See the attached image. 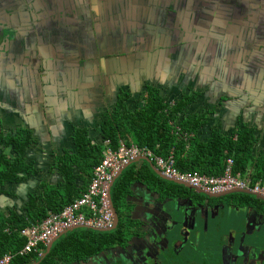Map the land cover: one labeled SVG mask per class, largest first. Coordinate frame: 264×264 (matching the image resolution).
<instances>
[{"label": "flooded vegetation", "instance_id": "flooded-vegetation-1", "mask_svg": "<svg viewBox=\"0 0 264 264\" xmlns=\"http://www.w3.org/2000/svg\"><path fill=\"white\" fill-rule=\"evenodd\" d=\"M108 1L104 7L101 0H0V23L8 28L4 41L0 42L3 74L10 73L11 64L27 68L16 75L32 86L40 98L44 97L45 102H50L52 97L47 93L56 77L51 74V67L55 65L59 70L60 66L63 69L73 66L60 77L65 76L63 85L78 83L74 69L77 62L73 60L80 51L87 53L88 61L94 60L93 69H85L84 73V81L90 87L112 80L133 87L137 76L152 84L158 73L153 75L151 63L155 62L159 71L163 62L160 73L176 77L184 90L203 89L206 97L209 92L203 86L209 85L215 94L213 98H220L216 106L229 99L243 98L242 101H252V106L243 105L246 111L256 109L263 114L264 0ZM95 30L96 38L92 41L90 36ZM7 34L11 36L10 41L5 39ZM89 42L94 47L93 52L88 47ZM165 49L164 53H156ZM149 51H153L152 55ZM54 52L61 55L52 56ZM127 52L130 54L121 56ZM126 56L131 59L125 63L126 58L122 57ZM83 66L89 65L84 63ZM203 75L213 82L202 79ZM56 83L62 86L59 80ZM4 129L0 117V137L6 136ZM5 147L2 145L1 149ZM162 187L178 192L165 194ZM152 189V195L164 209L179 206L194 212L195 225L185 243L181 239L176 249L173 244L165 251H161L163 246L159 245L152 252L155 260H140L134 250L145 246L138 238L140 231L148 228L140 229L141 224L129 218L127 241L103 244L93 255L79 260L69 258L72 261L67 264H264V252L259 260H245L248 247L254 244L244 242L247 247L238 250L239 236L242 239L246 232L253 236L260 235L259 230L262 232L264 201L238 193L209 198L207 195L216 194L201 190L204 194H199L197 189L189 192L161 179ZM125 193L132 204L129 217H139L132 193L129 189ZM226 210H233L230 221L214 224V219L226 218ZM233 219H239L246 228L243 226L244 230L224 235L223 228L230 227ZM211 222L216 233H210ZM262 239L254 243L264 248V237ZM128 241H131L130 246H127ZM224 247H232L234 255L224 253Z\"/></svg>", "mask_w": 264, "mask_h": 264}, {"label": "crops", "instance_id": "crops-1", "mask_svg": "<svg viewBox=\"0 0 264 264\" xmlns=\"http://www.w3.org/2000/svg\"><path fill=\"white\" fill-rule=\"evenodd\" d=\"M95 38L96 30L90 36L92 41ZM86 40L85 37L84 47ZM90 43L88 47L93 52L94 47ZM165 51L167 50L157 51L156 53H164ZM152 52L149 51L150 54ZM15 53L18 54L16 51ZM129 54V52L122 53L121 56ZM59 55L61 54H57L56 52L52 54V56ZM85 55H87L86 52L80 51L79 55L73 60V63L77 62V66L74 69L78 83L72 86L63 85L65 76H60L64 73V70H71L73 66H69L66 69L60 66L59 70L56 69L55 65L51 67V74L56 75V77L47 93V95L52 97L50 102H45L44 97L40 98L32 86L26 85L22 78L16 75V72H23L27 68H19L11 64L10 73L6 72L3 74V68L1 69L0 67V117L4 121V132L7 133L6 136H14L19 130H27L34 138V142L32 143L33 147L27 151L26 158V164L30 166L31 173L27 179L25 178L26 175L22 174L20 177L22 179L18 181V184H6L2 188L3 191L0 193V212L6 215L16 212L20 216H23L26 214L25 208L28 201L34 198L36 199L34 202L38 206L44 207L43 195L46 190L48 193L52 192L53 200L50 203L54 207L62 205L64 202L74 201L80 197L91 181L92 167L86 166L83 159L78 156L77 146L74 144L75 130H84L85 132L87 130V138L93 144L101 145L103 139L101 127L102 118L105 114L116 111L122 92H129L128 107L135 108L145 104V94L150 88L161 89L172 103L186 91L179 84L176 77H172L167 72L160 73L163 70V62L159 66V71L157 64L155 62L151 63L153 75L156 72L158 73L155 80H152L153 78L151 76L152 84H147L141 76H137L133 82V87L120 85L115 80L110 82L102 81L103 83L101 82L98 87H90L86 83V80L84 81V73L86 74L85 69L87 71L93 69L94 60L88 61ZM60 57L62 58L63 56ZM122 58H126L125 63L129 60L128 58L131 59L128 56ZM84 63L89 66L85 68L83 66ZM125 63L123 64L125 65ZM91 73L93 72L91 71ZM202 79L213 82L205 76ZM58 80L62 85L60 87L56 83ZM203 87L208 89L209 94L206 97L204 95L199 97L196 100V104L191 107V110L214 111L220 98L217 100L213 98L215 94H212L213 88L209 85H204ZM59 88L61 89L60 91ZM200 90L204 91L203 89ZM43 95L45 96V92H43ZM242 99H229L218 107L207 118L209 121L201 130V138L208 140L211 137L212 130L215 128L220 129L223 135L230 136L236 132L237 127L241 125L240 123L248 124L247 127L254 130L258 139L254 155L260 158L264 156V111L263 114L260 113V110L256 109L246 111L243 105L248 104V106H252V101L247 102L246 100L242 101ZM122 143L124 142L122 141L120 144ZM0 153L7 158L14 157L12 148H2ZM62 156H68L69 158L76 157V166H69L71 172H73L70 176L73 175L75 177L73 187L68 182L65 174L68 167L64 169L61 167L60 169L58 164L55 163V159ZM248 169L251 170L250 173H252V170L254 171V167L249 166ZM70 176L68 177L69 180H71ZM126 179L131 182L132 186L133 184L136 186L138 182L156 185L159 181L158 176H156L151 166L143 161L132 164L128 170L124 171L119 190H122V188L129 189L123 185ZM187 191L192 192L193 190ZM118 195L119 192H117L116 197ZM252 205L258 207L256 204ZM243 226L238 219L235 224H230L228 228L230 232L235 233V231L241 230ZM254 226L257 227L258 225L255 224ZM244 228H246V225ZM248 230H251L249 226ZM73 231H69V233ZM111 233L114 240L108 242L110 245L124 242L120 230H113ZM239 239L241 243L240 236ZM251 239L252 241H250V238L249 240L244 238V242L248 241L247 244L251 243L257 246L258 244L254 242L262 241L257 236ZM95 248L98 250L99 247ZM46 250L47 247L45 252ZM80 251L78 255L68 256L66 260H69V258L76 260L85 259L88 255L95 253L89 252L86 244L80 246ZM101 253L102 250L99 254Z\"/></svg>", "mask_w": 264, "mask_h": 264}, {"label": "trees", "instance_id": "trees-1", "mask_svg": "<svg viewBox=\"0 0 264 264\" xmlns=\"http://www.w3.org/2000/svg\"><path fill=\"white\" fill-rule=\"evenodd\" d=\"M101 1L104 7L106 2H109ZM127 17L130 19V16ZM203 95L202 90H188L172 103L161 89L150 88L145 94L146 102L143 106L129 108L130 95L122 94L116 111L109 112L102 118L101 145L93 144L87 138V130H75L74 144L77 146L78 156L86 166L92 167L93 172L94 167L103 158L104 141L109 140L114 149L123 141L128 146L135 144L147 147L163 158L173 154L176 167L181 172H198L219 177L225 172L227 160L232 159L235 174L251 175L254 182L264 180V156L257 158L254 155L258 139L254 130L247 127V124L239 125L236 132L230 136L223 135L220 129L215 128L208 140L201 138V130L209 121L207 118L221 106H216L214 111L191 110L196 100ZM33 142L34 138L27 130H19L14 136L0 137V149L5 145L12 148L14 153L13 158H7L0 153V193L6 184H18L22 174L26 175V179L30 175L31 169L26 164V158ZM75 160L76 157L68 156L55 159L60 169L68 167L65 174L72 187L75 177L70 176L73 172L69 166H76ZM249 166L254 167L252 173L248 169ZM69 176L71 180L68 179ZM46 191L43 195L44 207L38 206L34 198L28 201L26 214L23 216L16 212L10 215L0 212V255L13 254L23 248L26 240L21 236V231L25 227L42 221L49 212H61L73 202H64L54 207L50 203L53 200L52 192ZM111 240H114L111 232L78 229L59 238L46 257L32 253L26 257L15 258L12 264H67L72 261L66 260L67 257L78 255L81 245L86 244L89 252H96L95 247ZM45 249L46 247L43 248V253Z\"/></svg>", "mask_w": 264, "mask_h": 264}, {"label": "built area", "instance_id": "built-area-1", "mask_svg": "<svg viewBox=\"0 0 264 264\" xmlns=\"http://www.w3.org/2000/svg\"><path fill=\"white\" fill-rule=\"evenodd\" d=\"M104 146L103 158L94 167L91 181L81 196L61 212H49L42 221L25 227L21 231L26 240L23 248L13 254L0 255V264H12L15 258L32 253L42 255L44 247L72 229L113 230L115 216L109 199L111 185L122 170L138 159H148L165 176L208 194L246 190L264 197V181L253 182L247 174H235L232 159L227 160L223 175L213 177L198 172H181L173 155L163 158L147 147L122 143L114 149L109 140L104 142Z\"/></svg>", "mask_w": 264, "mask_h": 264}, {"label": "water", "instance_id": "water-1", "mask_svg": "<svg viewBox=\"0 0 264 264\" xmlns=\"http://www.w3.org/2000/svg\"><path fill=\"white\" fill-rule=\"evenodd\" d=\"M5 31L8 32V28L5 27L4 23L3 24L0 23V42L4 41ZM10 37L11 36L7 34L5 39L10 41ZM6 54L8 55L9 52ZM141 161L147 162L159 179L186 188L188 190H196L188 184L164 176L161 171H159L152 163L149 162L148 159L142 158V159H138L136 162H141ZM128 168L129 167L125 168L116 176V178L114 179L111 185L109 192L111 208L115 216V227L113 228V230H117V229L120 230V234L124 238V241H127L130 233L128 226L129 218L131 220L138 221L141 224L140 229H143V227L147 226L148 229H146L145 231L144 230L140 231L141 237L138 238L139 240H143L145 246L140 249H135L134 252H135V256L140 260H155L152 256V252L155 251L159 245L163 246V249H161V251H165L168 249L169 245H173V244H174V248L176 249V246L178 243H180L179 241H181V239H184L183 241L185 243L188 235L190 234L191 230L193 229V226L195 225L194 212L191 211L190 209H185V207L179 208V206L173 210H166L164 209L163 204L158 203L156 201L157 199L152 195L153 189L150 183L138 182L139 187H136L135 184H133L132 186L131 182L128 179H126L123 185L129 188V191L132 193V197L134 198L136 207H138V210L140 212V216L137 218L129 217L130 208L132 204L129 203V200L125 193L126 189L122 188V190L121 189L119 190V186L120 184H122V175L124 171H126ZM161 189L163 192H165V194L178 192L177 190H170L168 188L166 189V187H162ZM117 192H119V195L116 197ZM197 192L199 194H204L200 190L199 191L197 190ZM236 193L253 195L257 199L264 201L263 196L254 194L251 191H246V190H233L223 194L207 195V196L209 198H219ZM73 230L76 229H72L70 231ZM113 230H102L97 232L104 233V232H111ZM254 236L253 233L246 232L245 235L243 234L241 239L242 242L240 243L238 250L247 247L244 245V238L245 239L253 238ZM59 238L53 240L48 244L46 252H44L41 255L42 258L46 257L50 253L54 243ZM257 238L263 240L260 238V235H258ZM130 245H131V241H128L127 246ZM229 248L230 249L224 247L223 248L224 253L225 251H227L231 255H234L233 248L232 247ZM263 252H264V248L261 247L260 245L249 246L248 254L244 255L245 260H259L261 253ZM36 264H39V262Z\"/></svg>", "mask_w": 264, "mask_h": 264}, {"label": "rangeland", "instance_id": "rangeland-1", "mask_svg": "<svg viewBox=\"0 0 264 264\" xmlns=\"http://www.w3.org/2000/svg\"><path fill=\"white\" fill-rule=\"evenodd\" d=\"M130 168V167H129ZM128 168V169H129ZM127 169V170H128ZM260 181H264V180H260ZM254 182V181H253ZM252 198H254L253 196H252ZM231 211H233V210H226V218L224 219L223 217H219V218H216V219H214V221H213V223L214 224H217V223H220V224H222V221H224V220H226V221H230V219H228L229 218V216H230V212ZM231 218V217H230ZM234 218V217H233ZM228 219V220H227ZM236 219H233V220H231V222H232V225L233 224H235L236 223ZM213 223L211 222V226H210V233H216V229H215V232H214V228L212 227V225H213ZM231 224V223H230ZM223 232H224V235H229V234H232V232H230L229 231V228H226V227H224L223 228ZM264 232V228H263V230H262V232L259 230V231H257V234H260V238L262 239L264 236H263V233ZM250 241H252V239L250 238ZM262 254V253H261Z\"/></svg>", "mask_w": 264, "mask_h": 264}]
</instances>
